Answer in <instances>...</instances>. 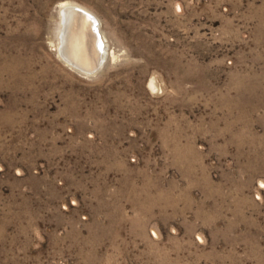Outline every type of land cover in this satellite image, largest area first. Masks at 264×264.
I'll return each mask as SVG.
<instances>
[{"label":"rangeland","instance_id":"obj_1","mask_svg":"<svg viewBox=\"0 0 264 264\" xmlns=\"http://www.w3.org/2000/svg\"><path fill=\"white\" fill-rule=\"evenodd\" d=\"M0 264H264V0H0Z\"/></svg>","mask_w":264,"mask_h":264},{"label":"water","instance_id":"obj_2","mask_svg":"<svg viewBox=\"0 0 264 264\" xmlns=\"http://www.w3.org/2000/svg\"><path fill=\"white\" fill-rule=\"evenodd\" d=\"M66 11L67 14L65 19H67L70 33H72L71 29L75 26L78 28L76 31L78 33L79 31L82 32V27L85 28V34L82 33L87 38L89 46L88 52L91 60L90 67L87 68L85 66L79 67L77 65H72L73 63H71V61H69L68 64L84 75L91 76L98 71L104 60V43L98 29V21L89 12L79 6L68 7ZM80 26H82L81 29ZM69 32L68 35L70 34Z\"/></svg>","mask_w":264,"mask_h":264},{"label":"bare ground","instance_id":"obj_3","mask_svg":"<svg viewBox=\"0 0 264 264\" xmlns=\"http://www.w3.org/2000/svg\"><path fill=\"white\" fill-rule=\"evenodd\" d=\"M68 7H75L72 4L69 3H61L59 4V17H60V30H59V48H58V53H59V58L71 69L73 68L70 64H68L69 61L73 63L72 65H77L79 67H90V57H89V46L87 42V38L83 33L85 32V28L80 26V29L82 27V32L77 31V27H73L72 33H70V29L67 23L66 14H67V8ZM71 28V27H70ZM68 32L70 33L68 35ZM85 34V33H84ZM68 60V61H67ZM76 67V66H75ZM76 70L78 73L79 72L77 69L73 68ZM100 69V68H99ZM82 74V73H81ZM149 87L152 90H155V86L152 82H150Z\"/></svg>","mask_w":264,"mask_h":264}]
</instances>
